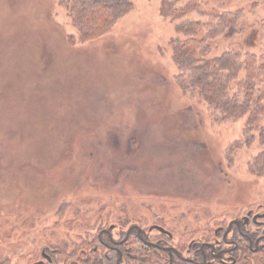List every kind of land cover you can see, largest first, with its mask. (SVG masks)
I'll return each mask as SVG.
<instances>
[{
  "label": "rangeland",
  "instance_id": "rangeland-1",
  "mask_svg": "<svg viewBox=\"0 0 264 264\" xmlns=\"http://www.w3.org/2000/svg\"><path fill=\"white\" fill-rule=\"evenodd\" d=\"M65 1L0 0V259L30 264L57 245L66 263L119 218L201 237L264 210V110L252 124L225 118L188 88L174 58L183 19L163 15L164 0H131L82 41ZM197 1L243 8L241 30L213 51L264 52V0ZM245 264H264V250Z\"/></svg>",
  "mask_w": 264,
  "mask_h": 264
},
{
  "label": "trees",
  "instance_id": "trees-1",
  "mask_svg": "<svg viewBox=\"0 0 264 264\" xmlns=\"http://www.w3.org/2000/svg\"><path fill=\"white\" fill-rule=\"evenodd\" d=\"M185 1L164 0L162 14L175 20L183 19L177 27L184 37L175 39L174 58L181 75L189 80L188 88L199 91L223 117L234 118L248 113V121L252 124L264 110V52L251 46H225L218 52L213 51L217 37H228L241 30L243 8L205 10L197 0ZM65 2L71 5L82 41L106 33L132 7L131 0ZM195 8L206 14V19H184ZM262 130L264 132V127ZM259 158L264 160L262 156ZM35 253L33 259L39 257L37 249ZM9 261L6 257L0 259V264H9Z\"/></svg>",
  "mask_w": 264,
  "mask_h": 264
},
{
  "label": "flooded vegetation",
  "instance_id": "flooded-vegetation-1",
  "mask_svg": "<svg viewBox=\"0 0 264 264\" xmlns=\"http://www.w3.org/2000/svg\"><path fill=\"white\" fill-rule=\"evenodd\" d=\"M261 209L243 210L201 237L196 236L200 230L179 232L160 220L127 223L119 218L89 232L70 261H59L63 251L56 245L44 247L30 264H245L249 252L264 250Z\"/></svg>",
  "mask_w": 264,
  "mask_h": 264
}]
</instances>
